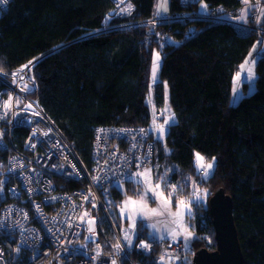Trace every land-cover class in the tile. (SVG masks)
<instances>
[{
	"label": "trees",
	"instance_id": "obj_1",
	"mask_svg": "<svg viewBox=\"0 0 264 264\" xmlns=\"http://www.w3.org/2000/svg\"><path fill=\"white\" fill-rule=\"evenodd\" d=\"M129 1L132 13L116 21L150 18L157 13L156 0ZM202 2L215 12L234 15L243 3ZM115 3L13 0L0 17V69L46 54L34 70L40 83V104L90 167L94 133L100 124H144L150 128L152 112L147 96L152 54L155 48L160 49L164 58L154 86L156 106H164L167 85L177 118L167 131L166 144L157 141L159 167L154 172L170 171L172 179L181 182L179 191L186 195L190 194L186 179L205 186L209 199L216 189H224L233 200L244 264H264V53L257 60L256 90L236 104L231 101L235 73L258 42L262 47L264 39L238 36L225 23L196 19L183 26L173 25L163 40L153 39L151 45L146 43L145 30L139 28L97 34L84 47L54 49L68 38L75 22L101 25ZM169 9H181L180 0H171ZM195 151L216 158L208 179L196 169ZM124 183L134 192L133 179ZM112 190L110 197L118 203L124 195L118 185ZM194 209L198 236L193 251L201 247L215 250L216 230L209 203ZM104 224L107 234L113 236L110 224ZM141 237L147 239L144 234L137 238ZM157 251L158 247L148 256L134 250L132 256L139 264H156ZM188 261L186 258L182 264H191Z\"/></svg>",
	"mask_w": 264,
	"mask_h": 264
},
{
	"label": "built area",
	"instance_id": "obj_2",
	"mask_svg": "<svg viewBox=\"0 0 264 264\" xmlns=\"http://www.w3.org/2000/svg\"><path fill=\"white\" fill-rule=\"evenodd\" d=\"M12 1L0 0V17ZM202 1L180 0L181 9L116 21L132 13L133 4L115 0L101 25L75 22L68 38L54 49L84 47L97 34L139 28L145 30L146 43L151 45L153 39L163 40L173 25L196 19L225 23L238 36L264 39V0H250L251 10L245 17L204 10ZM45 55L0 69V264H139L132 256L134 250L149 256L157 247V259L185 260L183 237L159 245L149 238L139 239L134 247L126 244L105 202L114 186L159 167L158 144L150 128L100 124L87 167L40 104L34 70ZM9 101L10 107H4ZM104 217L112 225L114 240L106 232ZM92 222L93 232L89 231Z\"/></svg>",
	"mask_w": 264,
	"mask_h": 264
},
{
	"label": "rangeland",
	"instance_id": "obj_3",
	"mask_svg": "<svg viewBox=\"0 0 264 264\" xmlns=\"http://www.w3.org/2000/svg\"><path fill=\"white\" fill-rule=\"evenodd\" d=\"M171 0H166L165 7H161L162 4L165 3V0H156L155 2V10L158 12L161 11H167L169 9ZM200 7L204 10H207L206 3L201 2ZM251 54L246 57L244 61H242V64H245V61L248 62V64L245 67L252 66L253 61L255 62L254 65V73L255 76L253 79L249 80L247 78V73L241 71L240 69L235 73L241 72V76L239 79L236 78V75L234 77L233 81V88L231 93V101L233 104L238 103L243 95L250 94L257 88L256 79H257V73H256V65L257 60L262 53H264V44L262 47H260V43L258 42L253 49L251 50ZM157 53L159 54V60L157 61ZM153 59H152V69H151V84H150V93L147 96V103L149 105V109L152 112L151 116V123H150V129L155 134L156 141H161L163 144H166V135L167 131L171 124L176 122V114L174 110L172 109L171 99H170V90L168 86L166 85L165 88V102L164 106L160 109L156 106V100H155V84L159 81L160 77V70L161 65L163 62L164 55L161 53L160 49L155 48L153 51ZM154 63H158L159 67L156 71L155 80L153 79V66ZM240 65V66H241ZM244 83L248 85L247 89L244 88ZM165 109H168V111H164ZM159 110V111H157ZM171 118V119H170ZM155 121V123H154ZM164 125V132L162 133L159 130V125ZM195 153H200L205 158V163L212 162V158L207 157L204 153H201L199 151H195ZM215 158V157H214ZM194 164H196V169L202 175L203 179H208L212 176V173L214 172V169L216 167V158L214 161L213 169L208 170L206 168H198L197 161L195 158ZM210 172V175L205 178V172ZM144 172V171H143ZM157 172V170H156ZM154 172V169H151V182L152 186L155 187L157 183L160 184V189L158 191L162 190L164 193V197L171 200V205L168 208L162 207V200L158 197H154L151 192H148L145 196V192L147 191V184L144 181L143 177L135 175L133 179L132 189L134 192H130L127 190V185L125 183H121L118 185V188L123 193V198L118 202L115 203L114 198L108 196L105 198V202L107 204L108 212L110 213L111 219L113 224H115L118 233L123 237L126 244L130 245L131 247L136 246L137 237L140 234H144L147 236V239H152L158 244L163 241H171L176 240L179 238H182V235H178L176 238H173L170 235L171 231H176L177 233H181L184 231L183 228H181L179 224V220L181 218L174 217L170 213H176L179 211L177 208V201L180 199L185 200L186 202L191 201L190 204V212L185 211L182 221L184 227L191 232L192 236L187 241V245L185 244V251L188 254L187 259L191 263L192 256H193V244L194 239L198 236L197 231L195 229V220L193 219L195 215V206L198 204H204L207 205L209 203V197H208V189L205 186L199 185L194 179H186L185 184H188L190 187V194L186 195L185 193H181L179 191V186H181V182H175L171 177L170 171H164L161 173ZM171 186H175L176 191L172 193L171 196H169V192L171 191ZM196 195H200L202 197L201 200L196 199ZM131 198L135 201H141L143 202L144 211L146 214L142 215L139 204L132 205L129 203L127 206H125V202ZM143 198V199H142ZM124 209L121 211V209ZM150 209H157L162 214L160 215H153L149 210ZM104 221H107L108 224L109 221L106 217H104ZM153 225L155 227H153ZM90 228L96 230V225L94 222L90 224ZM110 233L113 235L111 236L114 240L116 235L114 230L112 229V225L110 224ZM93 232V231H92ZM106 232L108 233V230L106 229ZM127 237V239H125ZM144 238V237H141ZM139 238V239H141ZM208 238L209 235H208ZM138 239V240H139ZM185 243V242H184ZM186 261V259H185ZM183 261L178 258L171 256V259L169 258H163L160 257L159 259H156V264H182Z\"/></svg>",
	"mask_w": 264,
	"mask_h": 264
},
{
	"label": "water",
	"instance_id": "obj_4",
	"mask_svg": "<svg viewBox=\"0 0 264 264\" xmlns=\"http://www.w3.org/2000/svg\"><path fill=\"white\" fill-rule=\"evenodd\" d=\"M209 208L214 219L217 246L215 250L207 247L194 250L191 264H244V251L234 218L232 197L224 189L218 188L210 196Z\"/></svg>",
	"mask_w": 264,
	"mask_h": 264
},
{
	"label": "snow or ice",
	"instance_id": "obj_5",
	"mask_svg": "<svg viewBox=\"0 0 264 264\" xmlns=\"http://www.w3.org/2000/svg\"><path fill=\"white\" fill-rule=\"evenodd\" d=\"M245 3H247V0H245ZM165 5H166V0H165V3L161 5V7H165ZM158 60H159V54L157 53V61ZM247 64H248V62L245 61V64H242L240 67H241V71L242 72H246L247 73V78L249 80H251L255 76V73H254L255 62L253 61L252 66L245 67ZM25 67H27V66H25ZM158 67H159L158 63H154L153 70H152V74H153V79L154 80H155L156 71H157ZM240 76H241V72H238L236 74V78L239 79ZM10 105H11V101L6 102L4 107L7 108V107H10ZM29 107H30V105H29ZM164 111H168V109H165ZM154 123H155V121H154ZM159 130L162 133L164 132L165 129H164V125L163 124L159 125ZM195 158H196V161H197L198 168H206L208 170L213 169L214 161H215L214 157L212 158V162H207V163H205V158L200 153H196L195 154ZM136 175L140 176V177H143L144 178L143 182H145L147 184V191L144 194L145 196L147 195L148 192H151L154 197H158V198H160L162 200V207H165V208L170 207L171 200L164 197V193H163L162 190L158 191V189H160V184L157 183L155 185V187L152 186L151 169H146L144 172H138V173H136ZM208 175H210V172L206 171L205 172V178H207ZM175 191H176L175 186H171V191L169 192V196H171L172 193L175 192ZM196 199L197 200H201L202 197L200 195H196ZM129 203H131L132 205L139 204L140 210H141V214L142 215L146 214L145 211H144V206H143L142 200L138 202V201H135V200H132L131 198H129V200L125 202V206H127ZM190 204H191V201L186 202L185 200L180 199V200L177 201V208L179 209V211L176 212V213H170L174 217L181 218L178 222H179L181 228L184 229V231L181 232V233H177L176 231L173 230V231L170 232V235L173 238H176L178 235H182L186 245H187V241L191 238L192 234H191L190 231H188L184 227L183 221H182V217H183L185 211H189L190 212ZM123 210L124 209L122 208L121 211H123ZM149 211L153 215L162 214V212H160L157 209H150ZM153 227H155V226L153 225ZM89 231H94V229L90 228ZM125 239H127V237H125ZM143 247H148V246L147 245H143ZM169 259H171V257H169ZM112 264H115V261H113Z\"/></svg>",
	"mask_w": 264,
	"mask_h": 264
},
{
	"label": "crops",
	"instance_id": "obj_6",
	"mask_svg": "<svg viewBox=\"0 0 264 264\" xmlns=\"http://www.w3.org/2000/svg\"><path fill=\"white\" fill-rule=\"evenodd\" d=\"M242 1H243V3H242L243 4V7L239 11V14L238 15H240L242 17H245L246 15L249 14V11L251 10V1L250 0H247V3H245V0H242ZM157 111H159V110H157Z\"/></svg>",
	"mask_w": 264,
	"mask_h": 264
},
{
	"label": "flooded vegetation",
	"instance_id": "obj_7",
	"mask_svg": "<svg viewBox=\"0 0 264 264\" xmlns=\"http://www.w3.org/2000/svg\"><path fill=\"white\" fill-rule=\"evenodd\" d=\"M193 256H194V254H193ZM192 260H193V257H192ZM192 260H191V261H192Z\"/></svg>",
	"mask_w": 264,
	"mask_h": 264
}]
</instances>
